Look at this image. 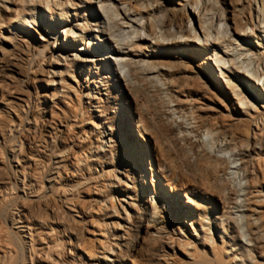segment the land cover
I'll use <instances>...</instances> for the list:
<instances>
[{
    "label": "bare ground",
    "instance_id": "obj_1",
    "mask_svg": "<svg viewBox=\"0 0 264 264\" xmlns=\"http://www.w3.org/2000/svg\"><path fill=\"white\" fill-rule=\"evenodd\" d=\"M17 1L24 0H0V117L5 116L9 119L5 126L0 121V147L3 148L7 142L13 144L9 146L10 149H6V160L0 158V177L1 171L5 174L4 181L0 182V206L4 204L7 206V219L10 224L7 237L10 246L14 249L1 254L0 264H102V261L98 260L96 263L87 261L79 252V247L84 241V221L90 216L93 206L102 208L101 206L104 207L106 203V199L96 189L98 185L95 183H99L96 180L98 178L93 176L96 169L90 173L88 166L82 163H86L87 154H90L91 150V147L86 145L87 138H84L86 133L76 130L75 110L74 114L72 110L66 108V104L63 103L65 107L60 105L59 101L54 100L56 97L54 94L41 93L39 89H33L34 91L31 92L26 87L30 82L33 84L43 82L45 86H49L45 78L51 79L49 77L51 73V76H54L55 73L50 70H55L53 65H58L60 61L67 66L70 65L71 69L75 68L76 71L84 67L87 71L85 82L88 81L90 73L93 78L88 81L93 86L90 85L91 89L87 87V91L92 94L87 93L86 98L95 102L89 103V108H83V114H89L90 109L99 114L96 117L101 120L102 126L100 136L98 135L101 140H96L98 145L94 147L97 154L106 153L104 148L108 147L106 144L109 142H112L116 148L120 147L118 124L125 132L129 130L128 123L131 122V116L123 107L125 101L127 102L126 94L131 96L129 100L131 103L135 101L132 97L134 93L150 96L151 91L144 83L146 80H156L159 76L166 77L169 83L174 85L177 98L174 111L178 113L189 111L194 114V126L190 128V132L195 137H199L203 130H209L217 137L223 135L222 139H224L228 137L227 128L231 124L246 129L247 134L254 131L253 127L258 129L259 133L248 135L245 143L243 139L237 137L234 139L235 142L237 140L245 146L237 154L241 160L239 166L233 165L235 160L228 164L221 157L199 149L202 144L199 140L192 145L197 151L199 160H207L212 167L218 169L220 174L236 169L242 172L246 182L243 193L227 194L222 203L223 213L214 216L220 225L227 228L223 230L224 228L217 226L221 230L220 233L225 234L229 229L233 247L239 246V249H234L233 255L226 259L218 249H213L209 253L202 250L187 258L189 264H227V260L234 264H243L246 260L244 253L254 252L258 260L253 264H264V237L261 235L260 219L257 216L260 213L259 209L264 207V186L259 179V161L262 155L264 156V114L263 116L252 114L251 108H256V104L250 100L252 106H248L245 102L246 96L242 95L243 91L238 92L236 90L238 85L231 81L232 76L241 81L243 77V82L246 84L247 80V85L257 96L259 94L256 88L262 91L264 97V82H260L261 77L264 76V0H229V2L226 0H82L81 2L86 4V12H91L93 15V21H86L83 25L77 23L78 14L72 15L71 19L65 16L69 11L64 13L63 5L65 8L68 7L69 0H65L64 3L59 0H29L44 4L47 9L41 7L40 10H45L50 17L55 16V20H51L49 38L43 33L39 22H31L33 24L31 28L27 24H24L26 25L24 27L17 22L21 21L18 13L16 14ZM131 3H135V7L139 8L136 10L139 11H135ZM57 6L58 9L61 7L59 11L63 13L59 16L70 26L64 33L59 32V36L53 26L62 25V22L56 21L54 10ZM4 15L9 16V22L6 23L5 20L6 24ZM80 20L83 21L84 18L80 16ZM74 28L83 30L84 35L74 32ZM60 33L65 39L58 43ZM36 35L41 36L42 39H36ZM130 35H134L132 39ZM231 40L241 42L240 45L252 44V40H256L255 49L258 55L257 64L261 67L260 73L226 59L236 53V48L230 49ZM185 46L193 50L196 46L205 51L209 50L203 62L205 70L200 68V63L193 57L194 55L179 52V48ZM129 47L131 50H128ZM211 47L225 48L226 57L218 55L215 50L210 53ZM170 48L175 51L170 53ZM141 49L144 52H141ZM7 51L14 53L8 54ZM5 67L10 68L7 74H4ZM92 69H98L99 73ZM135 70L139 72V76H135ZM82 72L84 73V70ZM189 77L198 79L206 90L217 86L225 89V92L234 94L239 104L246 105L244 112L234 109L225 110L226 112L221 114V119L215 117L212 121L202 116L201 113L207 114V107L196 108L189 101L190 95L185 94L187 91L184 81ZM50 82L53 84L54 79ZM156 83L163 86L161 82L156 81ZM12 84L19 85L21 89L18 86L19 90L14 92L11 89ZM159 88L157 90H160ZM176 94L183 97L186 95V100L180 102ZM96 95L99 97L95 98ZM51 106H55L59 111L58 117L54 116V113H50L49 117L48 107ZM226 117L230 119L231 124H223ZM182 125L179 121H174L167 128L176 131L184 129ZM122 136L130 158L134 159L137 154L135 147L132 146L133 134L128 131ZM140 136L139 134V139ZM112 138L114 141H111ZM185 139H189L188 136H185ZM143 157L144 152L140 151L138 161H131L130 170L133 181L131 188H136L139 182L144 203L139 201L141 207L139 205L132 207L134 220L124 226L120 235L123 244L117 246L110 244L112 248L108 253L112 259L108 261L113 264H123L122 256L137 242L143 222L147 227L159 226L153 234L158 238L163 237L162 234L166 229L165 225H161L164 223L159 216L171 206L172 198L158 201L155 191L152 192L148 188L145 181L148 177L147 169ZM119 167L122 168L121 165ZM116 173L123 175L118 169ZM125 178L128 180L129 175ZM86 185L97 192L92 191V194L87 196L88 206H84L85 204L80 206L75 195ZM110 199L113 200L112 195ZM172 205L181 207L175 200ZM236 212L248 213L245 215L247 224L250 225L248 243L243 242V237L238 233L239 229H236L237 223L233 217ZM49 217L51 219L48 221ZM200 218L199 220L210 224L208 216L202 215ZM211 224L216 225L215 222ZM209 242L213 244V240ZM166 245V242H162L160 250H165ZM245 246L250 249L246 250ZM247 260L252 264L248 257Z\"/></svg>",
    "mask_w": 264,
    "mask_h": 264
},
{
    "label": "rangeland",
    "instance_id": "obj_2",
    "mask_svg": "<svg viewBox=\"0 0 264 264\" xmlns=\"http://www.w3.org/2000/svg\"><path fill=\"white\" fill-rule=\"evenodd\" d=\"M81 1L82 0H69L68 7L66 6L67 9L65 8V5L63 6L65 9L64 13L67 10L69 11L68 14L65 13V16H68V18L71 19L72 15L74 16L78 14L79 17L77 18V23L83 25L86 23V21L92 22L93 15L91 12H86V4L82 3ZM21 2L17 1L16 8V10H18L16 14L18 13L21 21H16L20 24H23L21 26L24 27H26L24 24H27V26L29 25V28L33 26L32 23L39 22L43 33L49 38L50 24H52L51 20H55V16L50 17V15L45 12V10H40L41 7H44V4L42 5L41 3L32 2L29 0H24ZM59 2L64 3L65 0H59ZM226 2H229V0H226ZM50 3H52V1H50ZM135 6V3H131V7L134 8L135 11H139L136 10L139 8ZM60 9L61 7L58 9L57 6L54 10L56 12V21L60 23L62 22V25H53L55 26V30L58 31L57 36H59V32L62 31L64 33V31L70 27L66 22L63 21L64 19L59 16V14H63L61 11H59ZM13 16H15V14ZM80 16L84 18L83 21L80 20ZM5 20L6 23H8L9 16L4 15V23ZM124 26L128 25L124 24ZM73 31H76L81 36L84 35L83 30L79 31L74 28ZM133 36L134 35H130L131 39ZM39 38L42 39L41 36L36 35V39L39 40ZM63 39L65 38L60 33V40H58V43L61 42V40L63 42ZM231 42L232 44L230 49L236 48V53H234L235 55L233 54L232 56L229 55V57H226L224 54L226 49H219L218 47H211L210 53H213L215 50L218 55H224L226 59L232 60V62H234L236 65H243L245 68L247 66V69L251 68L250 70H256L260 73L261 67H259L257 64L258 55L255 49L256 40H252V44L248 45H240L242 43L238 42L237 40H231ZM195 48L196 51L191 47L185 46L183 48H179V52L182 54L184 53L185 55H194L193 57L196 58L200 63V68L205 70V64L203 62L205 57H207L209 54V50L205 51L204 49L199 48V46H196ZM170 49V53L175 51L173 48ZM128 50H131V47H129ZM141 50V52H144L143 49ZM58 53L62 55L61 52ZM187 65L188 64H186V66ZM87 66H89V63ZM53 67L55 70L51 69L50 71L54 72L55 74L54 76H51L52 73L49 75L51 79H54L53 84L50 82L51 79L46 77L45 81L47 80L46 82L49 83V86H45V83L43 82L34 84L33 82H30L28 86L26 85V87L31 92H33L35 89H39L41 93L47 92L48 95L54 94V96L57 97H55L54 100L59 101L60 105L65 107L64 104H66V108H68V110H72L73 113L75 110L76 114H74L77 115L76 130L84 131V134L86 133L84 136V138H87L85 139L86 145L91 147L90 154H87L88 158L85 161L86 163H82L85 164L86 167L88 166L90 173L96 169V172L94 171L93 174V176L98 178L96 180L99 182L97 184L95 183V185H98L96 186L98 187L96 189H98L101 193L99 194L106 199L104 207L101 206L102 208H99L98 206H93L90 211V216L86 219V221H84V223L87 224H83L84 241L79 247V252L83 255V257L87 261L94 263H96L98 260L102 261V264H113L111 261H108L112 259L110 253H108L109 250L112 248V246L123 244V242L120 240V235H122L121 233L123 232L122 229H124V226H127L129 222L134 220L132 207L139 205V201L140 203H144V198L140 193L141 189L139 182L136 184V188H131V186H133V181H131L132 174L130 170L132 169L131 161H138L140 151L144 152L143 158L146 163L145 165L148 176L145 181L148 188L152 192L155 191L154 194H156L158 201L165 199L167 200L168 198H172L173 200H170L171 206L166 208L165 212L162 211V214L159 216V219L164 223L161 225H165L166 228L164 229L165 232L162 234L163 237L158 238L153 235L155 229L159 227L158 225L147 227L143 222L139 229L140 235L138 234L137 242L134 243L132 249H129L128 252L124 253V256H122L123 264H189L187 256L196 255L202 250L209 253L213 251V249H218L225 259L227 257H231L234 253L233 250L239 249V246L233 247L234 243L230 240L231 233L228 231L229 229L225 231V234L220 233L221 230H219L217 226L222 229L224 227L214 219V216H220L223 213L222 203L225 201L228 193L233 195L238 192L243 193L246 179L242 176V172L236 169H230L225 173L220 174V172L217 171L218 169L212 167L207 160H199L196 154L197 151L192 145L197 143L199 140L200 143H202L200 144L199 149H202L206 153L212 155L215 154L218 157H221L228 164L235 160V164L233 165L239 166L241 160L240 156H237V154L241 152L245 146L243 143L242 145L241 143H238L237 140L235 142L234 139L236 137L243 139L245 143V139L253 135L254 132L259 133L258 129L253 127L254 131L250 134H247L248 131H246V129L237 127L235 125L233 126L229 121L230 119L226 117V121L223 122V124H231L227 128L228 130L226 135H228V137L222 139L223 135H218L219 137H217L215 136L214 132L209 130H203L199 137H195L193 133L190 132V128L194 126V114L190 113L189 111H184V113H178L177 111H174L175 103L177 102V98L174 93V85L173 83H169L166 77L159 76L156 80L150 79L146 80L144 83L145 87L151 91L150 96L134 93L132 97L133 101H135L131 103V101H129L131 96L126 94L127 102L125 101L123 107L127 110V112L129 111L128 114L131 116V122L128 123L129 130H126L125 132L118 124L117 127L119 130L118 133H120L119 138L121 142L120 147L116 148L113 146L114 144L112 142L110 143L107 139H104V141L109 142L106 144L108 147L104 148L106 153L97 154V152L95 153L94 151V147L98 145L96 140H101L99 138V132L101 130L100 127L102 126L101 120L96 117L99 114L97 112H93V109L89 110L90 115L83 114V108H89V103L95 102L93 100H87L86 98L87 93L92 94V92L87 91L88 86L90 89L93 86L88 82L89 79H93L91 73L89 78H87L88 81L85 82L87 71L84 67H82L84 73L80 69L79 70L81 72L76 71L75 68L71 69L70 65L67 66V64L63 61H60L58 65L54 64ZM89 69L91 70V65ZM92 70L99 73L98 69ZM7 71L9 72L10 68L5 67L4 74H7ZM139 75V72L135 70V76ZM240 77H242V75H240ZM160 79L161 81H159ZM156 81L163 83V86H160V83L157 85ZM231 81L233 84L238 85L236 89L238 92L243 91L242 95L246 96L245 102L248 104V106H252V103L256 104V108H251V113L263 116L264 108L261 106H264V97L262 96V91L259 89L257 90L256 88V91L259 94V96H257L247 85V80L246 84L243 82V77L241 81L232 76ZM184 82L185 89L187 91L185 94L190 95L189 101H191V104H194L196 108L204 107L206 109L207 107V114L201 113V115L211 121L214 120L215 117L221 119V114L222 112L225 113V110L231 111L234 109L240 112H244L245 110L244 107L246 105L239 104L234 94L225 92V89L223 90L221 87L213 86L209 90H206V88L198 79H194L192 77L185 79ZM260 82H264V76L261 77ZM18 86L19 85L17 84H12L11 89L15 92V90H19L20 86ZM158 88L160 90H157ZM176 95H178L180 102L186 100V95L184 97L179 94ZM98 97L99 96L96 95L95 98ZM250 100H252V103ZM127 103L129 104L128 107ZM48 111L49 117L50 113H54L53 115L58 117L57 114H59V111L55 106L48 107ZM124 113L122 115H124ZM6 118L7 117L5 116L0 117V121L4 124V126L9 122V119ZM174 121H179L181 124H183L182 126L185 130L180 129L171 131L169 128H167L168 125ZM136 129L138 131H136ZM128 131H131L133 134L132 146L135 147L134 150L137 154V157H134V159L133 157L130 158L128 151L124 146V137L122 134L127 133ZM139 134L141 135V139L138 137ZM185 136H188L190 140L185 139ZM111 141H114V138H112ZM11 144L10 142H7L3 148L0 147V158L3 161L6 160L7 157L6 149L9 148ZM120 165L122 168L119 167ZM158 165L160 167H158ZM117 169L123 175L116 173ZM259 171V179L264 186L263 155L259 161ZM1 172L0 182H3L5 174H3V171ZM125 176L128 178V180L125 178ZM102 185L104 186L102 187ZM92 191L97 192V190L89 187V185L83 186L81 189H79V193L76 192L77 194L75 195L78 205L85 204L84 206H88L89 201L87 196L91 195ZM111 195L113 197L112 201L110 199ZM122 199L124 201H122ZM241 199L243 200V198ZM174 200L179 202V205L181 206L180 208L174 207L175 205H172ZM187 201H189V203ZM5 206V204L4 206H0V256L7 250H14L13 247L10 246L11 244L9 243V239L7 237V234H9L10 231V224L8 223L7 219V206ZM139 207L141 206L139 205ZM259 211L260 213H258L257 216L260 219L259 225L261 227V235L264 237V207L260 208ZM73 214L75 216V213ZM199 214H201L200 217H202V215L203 217L208 216L210 219V224L204 223L203 220H199L201 219L198 217ZM242 214L243 216H241ZM242 214L236 212L233 217L234 220L236 219L237 224H235V226L237 230L239 229L238 233L243 237V242L248 243L250 237V225L249 223L247 224L248 220L245 218V215L248 213L245 212ZM50 219L51 217L48 218V221ZM212 222H215L216 225L211 224ZM209 225L210 230H208ZM225 229L227 228L225 227L223 230ZM209 240H213V244L209 242ZM162 242L167 243L165 250L163 251L160 250V245ZM169 246L171 247L170 249ZM245 247L246 250L250 249L248 246ZM244 255H246V257H244L246 260L243 264H249L247 257L250 259V263L252 264L258 260L254 252L244 253ZM237 257L240 259L239 256ZM227 264L234 263L227 260Z\"/></svg>",
    "mask_w": 264,
    "mask_h": 264
}]
</instances>
